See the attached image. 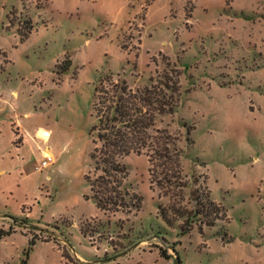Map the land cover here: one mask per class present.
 <instances>
[{"label":"rangeland","instance_id":"rangeland-1","mask_svg":"<svg viewBox=\"0 0 264 264\" xmlns=\"http://www.w3.org/2000/svg\"><path fill=\"white\" fill-rule=\"evenodd\" d=\"M129 2L0 0V264H264V0ZM109 74L180 88L151 147L123 160L142 198L129 213L99 210L85 180L103 174L91 127ZM15 113L49 143L19 151ZM46 147L56 163L37 171Z\"/></svg>","mask_w":264,"mask_h":264},{"label":"trees","instance_id":"trees-1","mask_svg":"<svg viewBox=\"0 0 264 264\" xmlns=\"http://www.w3.org/2000/svg\"><path fill=\"white\" fill-rule=\"evenodd\" d=\"M32 29L33 25L30 24L26 32L22 31L21 40L27 39ZM67 59L68 56L65 65L59 70L61 73H66L70 68L71 61ZM179 95L177 81L168 77L160 85L154 83L143 89H133L127 80H115L112 74L99 81L96 100L93 102L96 121L91 127L94 147L90 157L96 170H101L103 174L95 181L85 176L92 192L91 198L99 210L129 213L133 209L139 211L142 208V198L130 194L125 187L129 171L123 160L132 154L141 155L151 147L149 130L155 125L156 115L174 114L176 97ZM198 204V214L206 217L208 227H214L220 219L221 208L204 198ZM163 217L171 223L167 216ZM189 231L191 226L186 230L187 233ZM81 232L86 236L83 229ZM35 240L33 238L31 246ZM162 255L169 258L164 251Z\"/></svg>","mask_w":264,"mask_h":264},{"label":"crops","instance_id":"crops-1","mask_svg":"<svg viewBox=\"0 0 264 264\" xmlns=\"http://www.w3.org/2000/svg\"><path fill=\"white\" fill-rule=\"evenodd\" d=\"M127 4L130 6V2L129 0H127ZM153 4V3H152ZM191 19V14L190 12L187 14V18L186 20L189 21ZM189 25V24H188ZM34 26V25H33ZM35 29V26H34ZM68 54V52L66 53V55ZM65 57V56H64ZM62 61V60H61ZM70 61H71V66L73 65V57L70 54ZM60 62V61H59ZM58 62V63H59ZM58 64L55 67V71L54 74L56 73V68H57ZM66 72V74H69V70ZM25 115H28V113H26ZM11 119V128L13 129L14 132V136H15V145L18 148V150H22V148H24L28 142L29 137H32L33 140H35V136L39 139V140H43L45 143H49V138L45 139L43 136V132L48 133L49 135L51 134L50 131H48L47 129L43 128V127H39L36 129L35 131V136L31 134L30 130L26 127V125L23 122V117L21 115H19L18 113H15V118H10ZM47 148H49V151L51 152V148L50 147H46V148H41L40 150L43 153V157L45 155V153L47 152ZM52 153V152H51ZM43 159V158H42ZM41 162V161H40ZM39 162V163H40ZM38 163V165H39ZM56 163V162H55ZM38 165L36 166V170L37 171H42L38 169ZM79 257H81L79 254H77ZM82 258V257H81Z\"/></svg>","mask_w":264,"mask_h":264},{"label":"built area","instance_id":"built-area-1","mask_svg":"<svg viewBox=\"0 0 264 264\" xmlns=\"http://www.w3.org/2000/svg\"><path fill=\"white\" fill-rule=\"evenodd\" d=\"M50 136V135H49ZM48 136V138H49ZM45 139H48L46 137H44ZM56 162V158L55 156L49 151V148H47V152L45 153L43 159L41 160V162L38 165V169L39 170H43L45 168H48L52 165H54Z\"/></svg>","mask_w":264,"mask_h":264},{"label":"water","instance_id":"water-1","mask_svg":"<svg viewBox=\"0 0 264 264\" xmlns=\"http://www.w3.org/2000/svg\"><path fill=\"white\" fill-rule=\"evenodd\" d=\"M176 264H179V258H177Z\"/></svg>","mask_w":264,"mask_h":264}]
</instances>
